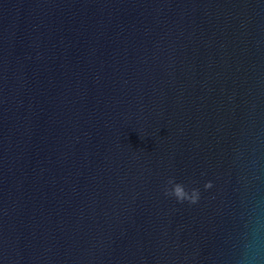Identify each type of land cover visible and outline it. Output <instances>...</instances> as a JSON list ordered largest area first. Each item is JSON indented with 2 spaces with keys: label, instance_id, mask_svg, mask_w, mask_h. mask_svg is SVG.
I'll use <instances>...</instances> for the list:
<instances>
[{
  "label": "water",
  "instance_id": "1",
  "mask_svg": "<svg viewBox=\"0 0 264 264\" xmlns=\"http://www.w3.org/2000/svg\"><path fill=\"white\" fill-rule=\"evenodd\" d=\"M264 204V0H0V264H236Z\"/></svg>",
  "mask_w": 264,
  "mask_h": 264
},
{
  "label": "clouds",
  "instance_id": "2",
  "mask_svg": "<svg viewBox=\"0 0 264 264\" xmlns=\"http://www.w3.org/2000/svg\"><path fill=\"white\" fill-rule=\"evenodd\" d=\"M236 245V264H264V204L257 202L251 209Z\"/></svg>",
  "mask_w": 264,
  "mask_h": 264
}]
</instances>
